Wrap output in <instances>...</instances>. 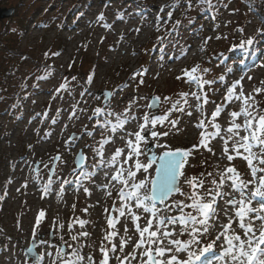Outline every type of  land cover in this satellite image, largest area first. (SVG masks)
I'll return each mask as SVG.
<instances>
[{
    "label": "rangeland",
    "instance_id": "1",
    "mask_svg": "<svg viewBox=\"0 0 264 264\" xmlns=\"http://www.w3.org/2000/svg\"><path fill=\"white\" fill-rule=\"evenodd\" d=\"M175 1L176 8H168L170 0H92L73 16L71 1L53 10L43 3L18 53L12 52L15 57L29 54L20 75L33 71L41 80L24 83L29 90L19 108L9 106L14 90L0 108V264H147L143 253L155 245L148 243L147 233L145 244L137 245L140 230L149 220L155 230L156 219L129 193L144 181L140 198L151 195L156 163L148 172L135 168L137 160L143 163L145 154H152L151 146L158 153L187 150L181 189L193 191L185 180L195 177L196 184L203 182L195 189L202 201L215 200L210 235L203 243L229 223L244 238L235 215L240 205L227 201L241 199L232 186L237 174L247 183L245 197L264 177V145L242 139L250 136L242 110L256 121L264 115V43L245 69L248 45H241L254 39L259 27L246 25L232 2L207 16L199 0ZM7 4L2 8H13L16 1ZM47 16L56 21L47 28L37 25L39 17ZM232 44L236 49L226 55ZM251 66L255 71L249 74ZM156 98L160 109L151 111ZM233 112L241 114L233 117ZM157 117L167 118L153 124ZM233 121L241 128L230 133ZM137 132L145 137L140 142L144 154L128 159L133 151L128 141L135 144ZM245 145L252 146L251 153ZM117 149L123 151L113 163ZM79 156L85 164L77 169ZM182 199L178 194L166 203ZM252 207L260 204L254 200ZM184 211L195 214L191 208ZM262 223L253 219L257 238ZM217 243L227 247L223 237ZM32 246L36 260L26 254Z\"/></svg>",
    "mask_w": 264,
    "mask_h": 264
},
{
    "label": "snow or ice",
    "instance_id": "2",
    "mask_svg": "<svg viewBox=\"0 0 264 264\" xmlns=\"http://www.w3.org/2000/svg\"><path fill=\"white\" fill-rule=\"evenodd\" d=\"M102 18L101 16V19ZM253 43L254 40L250 38L242 44L241 47L252 45ZM196 71L197 68L192 69V72ZM185 74L189 75L190 78H195L191 76V73L185 72ZM96 111L99 113L101 110L97 109ZM242 111L245 115L244 128L250 131V136L243 137L242 139H254L258 142L257 146L264 145V139H261V137L264 136V115L259 116L258 121H256L250 112H247V110ZM219 112L220 109L217 108L216 112L213 113V118L219 115ZM240 114L241 113L237 112L231 113L233 117H237ZM166 118L167 117L154 118L152 123L155 124L157 120L162 121ZM145 120H148L147 116ZM118 126L122 127V125ZM200 126L202 127L203 125L201 124ZM143 127L142 125L141 130H143ZM214 127L218 128L219 126L214 125ZM233 128L239 130L241 125L233 121V126L228 129V132L232 133ZM113 131H115V128H113ZM257 132H259L260 135H257ZM234 134L238 135L239 133L237 131ZM151 135L155 137L158 134L152 132ZM164 135H167V133H164ZM135 137V144H133L131 140L128 141V146L133 150L132 153L129 154L128 159H131L133 154L137 157L144 154L140 151V142L144 141L145 137L142 136L140 132L135 133ZM251 147V145H245L246 150L250 153ZM122 151V149L116 150L112 157L113 163H115L116 158L121 155ZM148 151H150V149H148ZM225 151H227V149H225ZM262 151H264V148H262ZM188 154L187 150L181 149H177L175 152H164L159 157H157L155 153L151 155L145 154V162L142 163L137 160L135 163L136 170L139 171L143 169L144 172H148V170L153 167V164L159 160L158 167L155 168L156 179L152 183L151 195L145 193L143 198H140L139 189L145 186L144 181H141L139 184H134L132 187L136 189V191L129 193L130 196L136 197V206L138 208L143 207L145 212H149L152 217L156 219L155 230H150L153 228L152 220L147 221L148 226L140 230L141 240L137 246L141 247L145 244V233H147L148 243L155 245L154 248H146L143 253V255L148 257L147 264H196L197 261H201L202 259L205 261V264H213L212 260L207 258L209 253L215 255L218 261H222V264H264V248L260 247L264 245V223L261 224L258 238L255 235L256 229L253 224V219L264 222V177L259 178V186L254 191H251L247 197H245L247 183L239 180L238 174L232 185L234 189L240 192L241 199L239 201L230 199L227 203L233 206L236 204L240 205L235 215L239 219V227L243 230L244 238L242 239L240 235L234 234L235 230L232 229L231 223H229L228 225L221 224L220 227L224 229V231L215 235V238L212 239L211 242L203 243L210 235L209 219L210 214H214L213 204L215 200L211 202L202 201L200 194L197 193L195 189L197 187L202 188L203 182L196 184L195 177L185 180V183L188 184L193 191L185 192L181 189L177 179L179 175L183 174L180 171L183 167L180 157ZM228 158L230 160L233 159L232 156ZM260 162L264 164V160ZM248 163L251 166L252 160L248 159ZM228 171L235 172L232 168H229ZM252 171L253 175H255L257 169L253 168ZM261 171H264V169H261ZM135 174L136 173L131 170L128 171L130 177H134ZM115 178H120V174L118 173ZM124 183H127V181H124ZM173 193L179 194L184 197V199L174 200L171 204L165 203L166 199ZM121 194L123 195V193ZM189 200L191 201L190 204L187 203ZM254 200L260 204L259 208L252 207V201ZM144 201H151V206L144 205ZM156 201L165 204V207L163 209H158ZM185 208L193 209L195 214H193V212H185ZM173 211L179 212V215H170L169 213ZM252 213L255 214L254 217L249 216V214ZM41 215H43V213H41ZM134 219L139 220V217L134 216ZM197 225H199V227ZM230 232L233 234H229ZM221 237H223L224 243L227 244L226 248L224 244L218 245L217 243L221 240ZM161 245L164 246L161 247ZM218 247L220 251H216ZM166 254H170L167 256V259H158V257H165ZM182 254L185 258H181ZM104 264H107V261H105Z\"/></svg>",
    "mask_w": 264,
    "mask_h": 264
},
{
    "label": "trees",
    "instance_id": "3",
    "mask_svg": "<svg viewBox=\"0 0 264 264\" xmlns=\"http://www.w3.org/2000/svg\"><path fill=\"white\" fill-rule=\"evenodd\" d=\"M10 0H0V5H8ZM16 4L15 14L12 19L7 22H3L0 25V108L2 110L5 105L3 102L5 98H8V93H12L14 90V95L10 100L9 106L13 109L19 108L26 95L27 85L25 82H39L40 78H35V73L29 72L28 74L20 75L19 72L26 68L28 53L17 55L16 57L12 52L18 53V47L21 46V42L25 37L28 28L32 23L36 22L34 19L36 16L41 14V9L44 7L43 3H46L50 9H55L61 7L65 2H70V16L76 15L80 8L90 4L92 0H15ZM200 3L204 4V13L207 16H211L214 13V8L216 9L218 5L228 6L229 3H234L232 10L238 12L237 14L242 17L246 25L254 23L259 30L255 36L254 43L248 45L247 60L249 62L253 61L258 54L261 53L262 43H264V0H199ZM177 2L175 0H170L167 4L168 8H176ZM38 5V6H37ZM34 12L29 15V12ZM241 11V12H240ZM245 16H244V15ZM53 19V18H52ZM47 17H39L37 25L42 27H49L55 19L52 20ZM67 21H63L62 25L65 26ZM236 48L235 45L228 46L227 49ZM62 48H60L61 50ZM6 63L9 65L6 66ZM24 76V77H23ZM18 84L12 85L13 82ZM12 85V87H11ZM6 95V96H5ZM8 103V101H7Z\"/></svg>",
    "mask_w": 264,
    "mask_h": 264
},
{
    "label": "water",
    "instance_id": "4",
    "mask_svg": "<svg viewBox=\"0 0 264 264\" xmlns=\"http://www.w3.org/2000/svg\"><path fill=\"white\" fill-rule=\"evenodd\" d=\"M14 14H15V8H9V9H7V8H2V6L0 5V22L1 21L10 20L14 16ZM105 97H106L105 102H108L109 99H110V94L109 93H105ZM151 108H152V110H157L159 108V99H157V98L156 99H153V101L151 103ZM157 157H159V156H157ZM184 158H185V156L180 157V159L182 160V162H183ZM157 161H158V164H159V160H157ZM84 164H85V157L79 156V157L76 158L75 165H76V167L78 169L81 168V167H83ZM158 164H157V167H158ZM182 168L180 169L181 172H182ZM179 177H180V175L177 177L178 182H179ZM155 179H156V174H155L154 180ZM176 194L177 193H173L170 197H168L166 199L165 202L169 201ZM156 204L157 205H161L162 203H160V201H156ZM26 254H27L28 259H30V258H34L35 260L37 259V256L35 254V248H34V246H32L31 249L26 250Z\"/></svg>",
    "mask_w": 264,
    "mask_h": 264
},
{
    "label": "bare ground",
    "instance_id": "5",
    "mask_svg": "<svg viewBox=\"0 0 264 264\" xmlns=\"http://www.w3.org/2000/svg\"><path fill=\"white\" fill-rule=\"evenodd\" d=\"M230 199H232V200H236L237 199V197L236 196H234V197H231ZM213 256H215V255H213ZM216 257V256H215ZM164 259H167V254H166V256L165 257H163V259L162 260H164Z\"/></svg>",
    "mask_w": 264,
    "mask_h": 264
}]
</instances>
